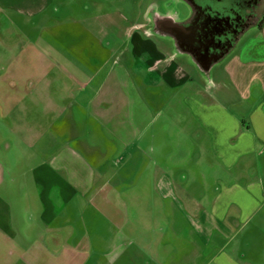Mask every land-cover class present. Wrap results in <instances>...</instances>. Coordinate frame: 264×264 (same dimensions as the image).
<instances>
[{
	"label": "crops",
	"instance_id": "obj_1",
	"mask_svg": "<svg viewBox=\"0 0 264 264\" xmlns=\"http://www.w3.org/2000/svg\"><path fill=\"white\" fill-rule=\"evenodd\" d=\"M173 1L0 0V264H153L123 251L152 197L264 264V17L202 68L154 29Z\"/></svg>",
	"mask_w": 264,
	"mask_h": 264
},
{
	"label": "rangeland",
	"instance_id": "obj_2",
	"mask_svg": "<svg viewBox=\"0 0 264 264\" xmlns=\"http://www.w3.org/2000/svg\"><path fill=\"white\" fill-rule=\"evenodd\" d=\"M149 1L152 0H146V2ZM170 8L178 20L185 19L189 13V6L180 0L173 1ZM163 10V8H160L159 12L162 13ZM155 11H157V6L154 5V7H152V13H155ZM258 35L259 29L256 26H252L240 40L239 50L242 46L256 43ZM1 56L2 53L0 48V60ZM223 65L224 62L217 64L214 72L221 69ZM17 70L22 76H25L33 69L25 68ZM192 72L196 78H200L202 81L203 76L199 74L197 69L192 67ZM11 154L17 155V153ZM149 198L150 197L139 195L137 200L140 203H144L145 200L149 201ZM152 199L155 200V202L154 200L151 201L153 202V211L151 213L153 224L149 227H145L141 225L142 222L139 221V219L136 228L131 230L127 227L125 233L127 232L130 235L131 231L133 232V236L137 233L138 239H136L134 245L123 246V251L130 252L134 250L140 252L137 247L139 249L141 247L143 251L146 250L151 252V255L155 257V262L153 264H159V260L156 258H158V254H162V252L165 254V264H219L218 259H215L216 254L220 250H223L225 253L229 252V237L226 236L225 231L219 233L221 229H217L213 231L214 233L210 234V230L207 226L202 229V233H199L197 229H195L190 216H195L198 212L193 213L189 211L182 213L176 208L177 206L174 205L175 203L173 204V199L164 200V202H160L159 205L156 203V197H152ZM162 204L164 205L162 206ZM149 205H151V203ZM148 220V222H150V219ZM203 224H205L204 220ZM162 242L163 249H161Z\"/></svg>",
	"mask_w": 264,
	"mask_h": 264
},
{
	"label": "flooded vegetation",
	"instance_id": "obj_3",
	"mask_svg": "<svg viewBox=\"0 0 264 264\" xmlns=\"http://www.w3.org/2000/svg\"><path fill=\"white\" fill-rule=\"evenodd\" d=\"M190 12L179 25L168 27L179 49L191 54L202 67L219 62L245 33L264 17V0H185ZM161 20V19H160ZM153 22L154 29H164Z\"/></svg>",
	"mask_w": 264,
	"mask_h": 264
},
{
	"label": "water",
	"instance_id": "obj_4",
	"mask_svg": "<svg viewBox=\"0 0 264 264\" xmlns=\"http://www.w3.org/2000/svg\"><path fill=\"white\" fill-rule=\"evenodd\" d=\"M158 23L160 24L161 27H163V28L166 27L164 29L165 31L168 29V27H171L172 28V27L180 24V22L174 21L171 18L161 19V20L158 21Z\"/></svg>",
	"mask_w": 264,
	"mask_h": 264
}]
</instances>
